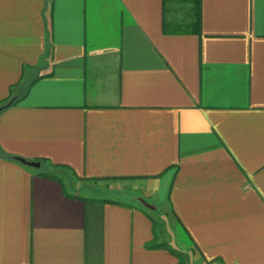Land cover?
I'll use <instances>...</instances> for the list:
<instances>
[{
    "label": "crops",
    "instance_id": "obj_1",
    "mask_svg": "<svg viewBox=\"0 0 264 264\" xmlns=\"http://www.w3.org/2000/svg\"><path fill=\"white\" fill-rule=\"evenodd\" d=\"M9 103L0 264H264V0H0Z\"/></svg>",
    "mask_w": 264,
    "mask_h": 264
},
{
    "label": "water",
    "instance_id": "obj_2",
    "mask_svg": "<svg viewBox=\"0 0 264 264\" xmlns=\"http://www.w3.org/2000/svg\"><path fill=\"white\" fill-rule=\"evenodd\" d=\"M11 105V103L3 106V107H0V113L7 107H9ZM20 162H22L23 164L29 166V167H34V168H40L41 167V163L39 162H29V161H26L24 159H19Z\"/></svg>",
    "mask_w": 264,
    "mask_h": 264
},
{
    "label": "trees",
    "instance_id": "obj_3",
    "mask_svg": "<svg viewBox=\"0 0 264 264\" xmlns=\"http://www.w3.org/2000/svg\"><path fill=\"white\" fill-rule=\"evenodd\" d=\"M197 1H198L199 4H200V0H197ZM3 106H5V105H1L0 107H3ZM45 177H48V178H49V177L57 178L56 176H54V175H50V174H45ZM58 180L61 181V179H59V178H58Z\"/></svg>",
    "mask_w": 264,
    "mask_h": 264
}]
</instances>
